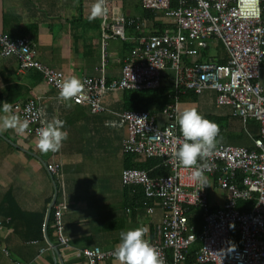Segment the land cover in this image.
<instances>
[{"label": "built area", "instance_id": "obj_1", "mask_svg": "<svg viewBox=\"0 0 264 264\" xmlns=\"http://www.w3.org/2000/svg\"><path fill=\"white\" fill-rule=\"evenodd\" d=\"M140 1L144 11L163 13L174 30L129 37L127 27L141 30L148 21L125 17L116 4L108 1L109 14L100 19L102 57H107L111 39L131 42L133 47L122 61L118 79L108 80L103 74L84 76L81 78L87 81L84 93L70 101L88 106L93 113L102 112L105 110L102 100L108 92L157 89L165 70L172 72L174 93L214 92L215 104L229 108L230 116L240 122L251 140L250 146L217 144L206 161L207 186L202 188L194 183L190 179L191 169H185L174 158V151L183 141L177 123L182 111L174 97V102L162 110L167 119L162 127L156 115L147 111L116 113L126 129L122 152L161 159L169 170L166 176L150 177L142 169L125 168L121 181L123 186H141L145 198L156 201L162 209L160 239L146 238L162 252L165 264H186L196 241H199L196 264H264V88L259 81L264 70V0ZM211 41L221 43L225 51L223 64L201 60L202 51ZM7 42L16 50L10 49ZM36 55L25 37L12 38L0 33V64L13 58L17 72L36 73L48 87L59 92L57 82L71 75L42 64ZM184 56L191 58L190 64L184 63ZM13 106L21 119L30 120L25 136L37 142V130L41 127L35 115L40 109L37 101L30 99ZM250 121L258 125L256 137L248 128ZM49 153L47 171L53 180L59 179L60 164ZM213 190L221 191L220 203L210 199ZM67 209L65 202L54 206L52 222L58 245L65 249L70 247L63 235L61 219ZM193 210L201 215L199 235L191 222ZM130 211L127 213L131 214ZM118 245L105 251L98 246L84 247L78 253L85 264H101L107 259L116 261L114 253Z\"/></svg>", "mask_w": 264, "mask_h": 264}, {"label": "crops", "instance_id": "obj_2", "mask_svg": "<svg viewBox=\"0 0 264 264\" xmlns=\"http://www.w3.org/2000/svg\"><path fill=\"white\" fill-rule=\"evenodd\" d=\"M108 1L116 4L125 17L139 21L144 17L140 0H137L143 10L140 14L131 13L132 0ZM93 2L0 0V33L28 39L39 61L52 69L79 78L103 74L108 80L118 79L128 53L125 41L111 39L107 44V57H102L101 20L88 18ZM148 25L149 22L143 28ZM217 43L220 42L211 41L208 49ZM208 57L223 64L225 52L208 54ZM169 74L162 73V84L166 82L163 77ZM124 92H108L102 100L105 110L93 113L86 105L61 101L59 92L48 87L38 74L17 72L13 58L2 61L0 105L34 99L46 110L49 119L56 116L64 121L67 139L60 150L53 153L61 174L59 179L53 180L46 168L51 161L50 153L41 152L32 137L17 135L12 130L0 132V264H85L79 250L92 246L108 250L120 243L122 231L140 226L149 228L146 237L160 239L163 219L160 206L156 201L133 206L138 198L121 181V172L126 166L150 164L146 158L134 155L129 158L122 152L126 129L116 113L129 111L124 109ZM196 96V102H180V110L200 103L203 110L214 105L222 108L216 115L230 116L229 108L215 104L214 92L205 91ZM153 114L162 127L167 121L162 111ZM218 192L222 200L223 195ZM61 202L68 206L61 220L69 249L58 245L50 221L54 206ZM148 209L152 212L148 213ZM127 210H131V214ZM51 244L58 248L60 256L52 250ZM101 264L118 263L107 259Z\"/></svg>", "mask_w": 264, "mask_h": 264}, {"label": "clouds", "instance_id": "obj_3", "mask_svg": "<svg viewBox=\"0 0 264 264\" xmlns=\"http://www.w3.org/2000/svg\"><path fill=\"white\" fill-rule=\"evenodd\" d=\"M109 14L108 0H94L90 7L89 20L103 19ZM10 49H15L11 44ZM87 81L78 76H70L57 82L58 98L70 101L84 93ZM0 132L12 130L17 135H25L30 126V120L16 113L12 103L3 102L0 105ZM41 127L38 131L37 147L43 153H55L60 150L67 139V132L63 130L64 121L53 116L48 118L44 108L35 112ZM143 120L144 118H137ZM177 123L183 136V141L174 151L176 162L185 169H191L190 179L199 185L207 186L208 168L206 161L213 155L218 142L220 129L218 124L206 119L196 108L186 109L178 114ZM147 226L136 227L120 233V243L115 250L118 264H165L162 252L149 239Z\"/></svg>", "mask_w": 264, "mask_h": 264}, {"label": "trees", "instance_id": "obj_4", "mask_svg": "<svg viewBox=\"0 0 264 264\" xmlns=\"http://www.w3.org/2000/svg\"><path fill=\"white\" fill-rule=\"evenodd\" d=\"M143 19L148 20L150 25L147 26L146 29L136 30L134 26H130L126 28V34L131 36L132 34H137L136 36H145L148 34L151 35H161L166 33L167 31L174 30L173 24L162 14V13H150V12H143ZM142 18H140L142 20ZM143 30V31H142ZM139 31V32H137ZM134 36V35H133ZM132 37V36H131ZM125 47L127 51H129L133 47V43L125 41ZM208 48L204 49L202 51V61L208 60ZM183 61L186 64L191 63V58L184 56ZM224 62V61H223ZM165 79V83L162 84L159 88L154 90H136V91H125V110L129 111H147L153 113L161 112L167 105L173 103L175 94L173 91V85H172V75H167L163 77ZM178 97L179 102H188V101H194L196 102L197 96L192 94L191 92H179L176 94ZM206 119H209L216 124H218L220 133L218 137V143H221L225 140L227 141H243L242 139V131L243 128L238 122L237 119L225 115H216L214 113H201ZM238 124V125H237ZM248 128L252 131L253 129V136L256 137L258 135V125L255 121H250L248 123ZM179 134L181 135L180 129ZM243 133L245 134L244 130ZM245 137L247 135L245 134ZM241 143V142H236ZM129 155L128 157L131 158L133 155ZM149 163H146V165H140V166H132L128 165L126 168H138L146 171L150 177H159V176H166L169 174L168 168L164 165L163 161L161 159H146ZM125 188L134 191L137 200L133 203V206H142L146 203H152L151 200H148L145 198L143 189L141 186H125ZM139 201V202H137ZM50 221L53 222V214L50 215ZM191 222L195 226V233L199 235L202 228V222H201V215L200 212L193 210L192 211V219ZM199 248V241H196L195 244L190 249L188 255H187V263L186 264H196L195 263V252Z\"/></svg>", "mask_w": 264, "mask_h": 264}, {"label": "rangeland", "instance_id": "obj_5", "mask_svg": "<svg viewBox=\"0 0 264 264\" xmlns=\"http://www.w3.org/2000/svg\"><path fill=\"white\" fill-rule=\"evenodd\" d=\"M69 2H75V3L78 4L79 0H69ZM137 2H138L137 0H132V2L130 3L131 4V7H129V9L131 10V13L132 12H135L136 14H140L141 11H143L139 7V5H137ZM73 14H75V12ZM215 44H211L210 45V47L208 49V54H210V55H215V54L216 55H218V54L220 55V54H223L225 51H224L222 45L220 43H217V45H215ZM165 71L170 72V74H172V72L169 71V70H165ZM259 81H260L261 85L264 87V70H261V72H260ZM115 92H117V91L110 92V93H115ZM117 95H120V94L118 93ZM200 105L201 104L199 103V104H196L193 107L194 108H197V110L199 112H203V113L212 112V113L217 114V112H220V111H218L219 109L222 110V108H219L218 109L214 105H208V106H206L207 108H205V110H203V109H201L202 106H200ZM241 131H242V135H243L242 139L244 138V141H242L241 143H236V142H233V141H227V140H225L224 143L225 144H229V145H240V146H248V145H250L251 144V140L249 138L245 137V134L243 133V130H241ZM250 132H251V130H250ZM252 132H253V129H252ZM221 197L222 196H221V194L218 191H216V190L211 191L210 199L214 200L213 202L220 203L221 202ZM196 211L198 212V210H195V212Z\"/></svg>", "mask_w": 264, "mask_h": 264}, {"label": "water", "instance_id": "obj_6", "mask_svg": "<svg viewBox=\"0 0 264 264\" xmlns=\"http://www.w3.org/2000/svg\"><path fill=\"white\" fill-rule=\"evenodd\" d=\"M52 178V177H51ZM48 220V219H47ZM51 248H52V250L58 255V256H60L59 255V251H58V248L55 246V245H52L51 244ZM60 260H61V258H60Z\"/></svg>", "mask_w": 264, "mask_h": 264}]
</instances>
